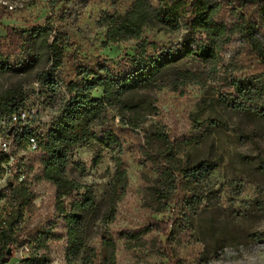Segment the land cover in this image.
<instances>
[{
	"label": "rangeland",
	"instance_id": "rangeland-1",
	"mask_svg": "<svg viewBox=\"0 0 264 264\" xmlns=\"http://www.w3.org/2000/svg\"><path fill=\"white\" fill-rule=\"evenodd\" d=\"M187 1L190 4L191 0ZM217 1L223 7L220 17L229 25L238 22L236 12L244 0ZM132 2L0 0V53L18 68L0 71V97L17 92L25 98L22 109L35 112L31 123L12 135L9 171L0 179L1 216L16 209L12 188L25 182L34 195L24 211L18 244L7 264H39L31 260L35 256L45 258L47 264H69L63 210L70 212L75 202L83 200L85 190L60 199L57 187L43 178L40 152L25 147L20 139L29 132L38 139L47 136L60 107L70 99L66 85L77 80L76 69L85 67L100 74L99 65L106 64L117 75L127 71L126 59L135 55L137 43L105 44V35L110 17L123 16ZM45 25L67 42L63 64L57 70L40 43L33 46L30 39V31ZM144 35L167 52L182 50L188 32L172 34L150 27ZM259 37L264 45L263 22ZM33 54L39 55V60L30 68L25 63ZM215 64L197 55L173 64L154 88L135 97L143 103L138 117L124 109L109 108L104 120L94 127L96 139L71 150L66 176L91 187L96 198V210L87 215L84 230L87 246L99 253L98 264H108L109 250L102 243L110 236L117 245V264H264V178L257 168L259 159L264 158V122L226 110L217 94L231 75L252 74L259 68L238 36L223 45ZM184 72L198 79L184 83L180 78ZM49 76L58 83L57 95L46 85ZM93 97H102V90L95 91ZM8 117L0 105V121ZM205 127L209 132L200 131ZM160 133L180 144L176 165L185 167L208 158L220 161L210 177L196 187L209 200H204L189 223L183 220L187 212L182 206H172L164 214L156 212V167L143 153L160 156L164 148L155 136ZM110 134L117 142L105 143ZM116 156L124 162L127 183L116 204L115 220L107 223L104 217L111 207ZM174 216L178 228L170 239V260L155 255L150 244L130 251L120 238L121 232L152 227L145 239L165 241L156 223Z\"/></svg>",
	"mask_w": 264,
	"mask_h": 264
},
{
	"label": "trees",
	"instance_id": "trees-1",
	"mask_svg": "<svg viewBox=\"0 0 264 264\" xmlns=\"http://www.w3.org/2000/svg\"><path fill=\"white\" fill-rule=\"evenodd\" d=\"M238 8V22L229 25L220 17L223 7L217 0H191L190 4L187 0H133L123 16L110 17L105 35V44L120 45L129 41L137 43L135 55L126 59L127 71L123 75H117L106 64L99 65L100 74L85 67L76 69L77 80L66 85L70 99L60 107V114L47 136L38 139L31 132L21 136L20 141L25 147L29 146L30 136L37 138L43 178L57 187L60 199L73 191L85 190L83 200L75 202L70 212L63 210L69 264H77L78 261L80 264H98L99 253L95 248L87 246L84 230L87 215L96 210V198L91 187L69 179L66 168L74 147L87 145L96 139L94 127L104 120L109 108L124 109L138 117V109L143 103L135 101V97L142 91L154 88L173 64L197 55L215 66L223 45L238 36L255 58L259 72L231 75L225 79L222 89L217 93L218 102L232 113L264 122V45L259 37L262 22L264 23V0H244ZM150 27L172 34L186 30L187 42L182 50L165 52L156 41L145 37V30ZM29 35L33 46L40 43L41 49L45 50L53 70L59 69L66 54L67 42L61 40L64 36L56 33L49 25L36 27ZM192 44L195 45L194 49ZM37 60L39 55L33 54L25 64L31 68ZM17 69L8 64L0 53L1 72ZM180 78L182 82L188 83L197 80L198 76L184 72ZM38 80L41 82L43 78ZM46 85L54 95L58 94V83L50 76L46 78ZM97 90H102V97H93ZM24 103L25 98L17 92H7L0 97V105L9 116L24 110ZM200 131L209 132L208 127ZM155 136L164 150L160 152V156L145 151L143 157L156 167L154 172L157 179L153 189L159 206L156 212L164 214L172 206H182L187 212L183 214V220L189 223L204 200H209L196 187L210 177L219 167L220 161L208 158L181 167L176 165L180 144L172 143L166 134ZM115 142L117 138L110 134L105 143ZM99 158H96V162ZM257 168L264 178V158L259 159ZM126 183L127 170L122 159L116 156L110 192L111 207L104 217L107 223L115 220L116 204L124 194ZM11 190L16 209L9 215H0V264H7L11 260L12 251L18 244L17 234L23 225L24 211L34 198L25 182ZM177 222V217L174 216L166 222L156 223L158 232L165 241L145 239L152 227L121 232L120 238L125 240V246L130 251L144 249L150 244L155 255L170 260V239L178 228ZM102 244L109 250L108 264H117V245L113 237H105ZM31 260L39 264L48 263L45 258L37 256Z\"/></svg>",
	"mask_w": 264,
	"mask_h": 264
},
{
	"label": "built area",
	"instance_id": "built-area-1",
	"mask_svg": "<svg viewBox=\"0 0 264 264\" xmlns=\"http://www.w3.org/2000/svg\"><path fill=\"white\" fill-rule=\"evenodd\" d=\"M35 117V112L30 110H21L10 115L7 119L0 121V176L3 177L9 171L10 148L13 144L12 135L23 126L27 127ZM13 129L12 135L9 132ZM29 146L37 150L38 142L35 136L29 137Z\"/></svg>",
	"mask_w": 264,
	"mask_h": 264
},
{
	"label": "water",
	"instance_id": "water-1",
	"mask_svg": "<svg viewBox=\"0 0 264 264\" xmlns=\"http://www.w3.org/2000/svg\"><path fill=\"white\" fill-rule=\"evenodd\" d=\"M13 129H11V131L9 132V135H12Z\"/></svg>",
	"mask_w": 264,
	"mask_h": 264
}]
</instances>
